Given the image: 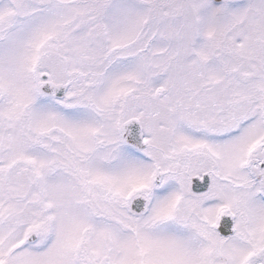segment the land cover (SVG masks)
<instances>
[{"label": "snow or ice", "instance_id": "6c2138e0", "mask_svg": "<svg viewBox=\"0 0 264 264\" xmlns=\"http://www.w3.org/2000/svg\"><path fill=\"white\" fill-rule=\"evenodd\" d=\"M0 264H264V0H0Z\"/></svg>", "mask_w": 264, "mask_h": 264}]
</instances>
